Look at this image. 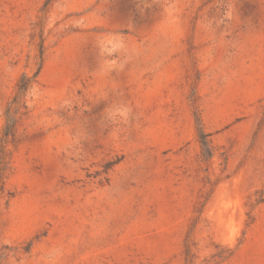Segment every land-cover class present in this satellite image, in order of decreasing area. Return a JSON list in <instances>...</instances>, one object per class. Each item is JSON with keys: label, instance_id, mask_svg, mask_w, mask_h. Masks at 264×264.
Returning a JSON list of instances; mask_svg holds the SVG:
<instances>
[{"label": "rangeland", "instance_id": "obj_1", "mask_svg": "<svg viewBox=\"0 0 264 264\" xmlns=\"http://www.w3.org/2000/svg\"><path fill=\"white\" fill-rule=\"evenodd\" d=\"M0 264H264V0H0Z\"/></svg>", "mask_w": 264, "mask_h": 264}, {"label": "trees", "instance_id": "obj_2", "mask_svg": "<svg viewBox=\"0 0 264 264\" xmlns=\"http://www.w3.org/2000/svg\"><path fill=\"white\" fill-rule=\"evenodd\" d=\"M38 72H36L32 77L24 74L18 83V90L10 103V108L7 110V119H6V127L4 130V136L10 137L14 134L15 125L17 123V117L22 109L25 107V98L27 92L30 89V84L32 79L36 78ZM208 133H205L203 130H200L199 137L202 146V155L205 159H209L213 156V150L210 145V141L208 140Z\"/></svg>", "mask_w": 264, "mask_h": 264}]
</instances>
